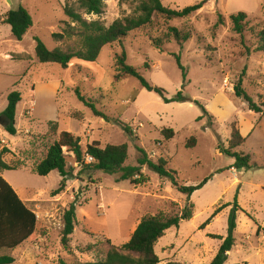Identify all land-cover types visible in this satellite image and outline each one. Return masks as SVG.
Instances as JSON below:
<instances>
[{"label": "rangeland", "instance_id": "374dc122", "mask_svg": "<svg viewBox=\"0 0 264 264\" xmlns=\"http://www.w3.org/2000/svg\"><path fill=\"white\" fill-rule=\"evenodd\" d=\"M160 2L171 10L200 3L202 8L182 19L155 16L150 24L130 32L120 43L104 47L95 62L73 59L63 70L55 64L38 62L34 39L48 50L76 49L75 37L62 41L52 37L61 33L63 23H70L63 13L65 5L88 21L109 26L133 15L135 2L105 0L101 15L85 16L75 0H0V116L11 92L21 96L16 108V135L10 136L4 123L0 124V161L13 169L1 172V177L20 198L33 202L29 208L38 218L32 241L21 249L0 250V256L14 258L13 264L98 260L107 250L106 241L117 247L126 243L143 217H173L188 203L192 218L181 222L177 229L168 230L155 245L160 264H210L222 243L211 236L225 239L230 214L235 218L234 245L226 264H264V113L249 111L232 91L245 70L242 88L256 104L264 101V53L241 55L240 38L231 30L229 21L231 15L246 14L244 38L251 46L255 43L254 32L264 27V0ZM19 6L29 14L32 26L21 41H16L10 27L2 21L7 12ZM219 14L224 25L215 27ZM169 27L189 34L182 47L167 36ZM121 52L125 53L127 65L151 86L164 90L166 99L181 92L191 103L165 104L129 76L116 81L115 60ZM172 54L179 55L185 79ZM76 88L110 122L94 116L76 98ZM199 117L202 118L197 121ZM111 121L127 124L137 139L127 137ZM233 125L245 138V143L233 152L249 156L248 170L231 168L234 158L218 151V146L228 147ZM164 129L174 132L171 140L162 137ZM62 131L79 139L82 152L93 142L100 148L126 144L124 166H136V147H140L151 161L163 159L181 186H196L209 180L187 200L169 181L159 179L146 166L140 171L146 182L135 186L129 181H118V175L79 166L64 149L72 177L66 181L62 194L51 197L62 178L56 171L40 177L34 169ZM191 137L195 145L186 148ZM77 194V224L67 252L59 242L61 217ZM223 206L226 207L200 230L214 210ZM87 246H91V251H86Z\"/></svg>", "mask_w": 264, "mask_h": 264}, {"label": "trees", "instance_id": "16d2710c", "mask_svg": "<svg viewBox=\"0 0 264 264\" xmlns=\"http://www.w3.org/2000/svg\"><path fill=\"white\" fill-rule=\"evenodd\" d=\"M105 0H75L77 8L85 16H99L103 12ZM121 2H135L134 14L122 19L113 21L109 26H105L97 20L88 21L72 7L65 5L63 7L64 15L69 19L70 23H63L61 33L54 34L52 37L56 41H62L76 38V49H71L68 52L60 49L48 50L44 44L37 38L34 39L35 47L34 54L36 59L41 64H55L65 70L68 64L73 59L82 62L93 63L99 56L100 51L111 44L120 43L130 32L136 31L151 23V19L155 16H163L168 20L182 19L193 15L200 11L202 4H194L180 10H171L164 7L160 0H120ZM231 30L239 36L240 45L243 49L241 55L250 56L252 53H264V27L254 32L255 43L247 45L244 38V31L247 24V16L244 13H237L229 16ZM10 27V33L14 40L21 41L32 26V20L25 9L18 7L15 10H10L6 13L3 21ZM73 25V26H72ZM224 25L223 17L219 14L215 27ZM167 36L172 38L175 43L182 47L188 41L189 34L182 33L176 28H167ZM160 44L155 45L160 50ZM177 67L182 73V78L185 79L186 73L181 65L180 57L177 54H172ZM116 76L115 80L120 81L123 77L129 76L136 79L140 87L148 92H152L159 96L165 104L169 103H186L190 102L188 98L182 96L181 92L177 93L173 98L166 99L164 90L158 87L151 86L133 67L126 64L125 53L116 57L115 60ZM245 70L242 71L240 77L233 85L232 91L236 99L242 100L249 111L259 114L264 113V101L258 105L251 97H249L242 88V80ZM76 98L87 108L93 115L102 118L106 122H110L102 113L97 111L92 102L81 95L80 91L74 89ZM21 101V96L17 92H11L7 96V105L1 113L4 120V130L10 135H16L15 116L18 103ZM199 105L197 101L193 102ZM200 106V105H199ZM204 115L206 111L200 106ZM202 117L197 118L199 121ZM117 124L124 134L136 140L133 136L132 129L119 121H111ZM161 135L165 141L171 140L174 137V132L171 129H164ZM79 139L73 137L68 132H60L57 140L48 148L44 159L38 163L34 169L36 175L45 177L52 171H56L62 178L57 189L51 192V197L58 196L65 191L66 181L72 177V168L68 167L65 160L63 150L74 156L75 162L86 169L99 171L107 175H118V181H129L132 185H140L146 182L144 177H141L140 171L143 166H146L151 172L155 173L159 179H165L170 182L171 186L180 194L189 200L193 192L200 190L209 180L204 179L196 186H181L177 183L176 173L166 169V162L159 159L157 162L151 161L145 151L140 147H136L139 155L136 166H124L127 159V145H107L100 148L96 142L86 146L85 152L81 151ZM245 143L239 131L233 125L228 147L223 148L218 146L219 153L234 158V164L231 168L236 170L250 169V158L248 155L233 152L236 148ZM195 145V139L191 137L186 143V148H191ZM92 158V162L85 164V157ZM13 169L6 166L0 161V250H14L24 241L34 239L36 216L35 213L26 207L18 198L10 185L1 177V172L11 171ZM79 195H75L68 207L62 213V230L60 232L59 242L61 247L67 251L71 236L76 227V206ZM235 207L236 206V202ZM226 206L214 210L211 217L200 226V230L209 224V222ZM192 218V206L186 204L179 214L173 217L146 216L143 217L129 240L121 246H113L106 241L107 250L103 256L92 262H84L77 264H160V260L155 253V245L165 235V233L179 227L183 221H188ZM235 229L234 215L230 214L227 225V236L222 239L218 236H211L214 239L222 240L218 251L210 264H226L227 255L234 245L233 231ZM261 229L258 228L256 234L259 235ZM264 232V230H263ZM91 246H87L86 251H91ZM14 258L8 255L0 256V264H13ZM58 264H66L62 260ZM166 264H179L168 262ZM246 264V263H245Z\"/></svg>", "mask_w": 264, "mask_h": 264}, {"label": "crops", "instance_id": "0c3cea01", "mask_svg": "<svg viewBox=\"0 0 264 264\" xmlns=\"http://www.w3.org/2000/svg\"><path fill=\"white\" fill-rule=\"evenodd\" d=\"M2 174V173H1ZM14 192H15V190H14ZM16 193V192H15ZM16 195L18 196V194L16 193ZM18 198L22 201V203L26 206V207H28L29 208V205L31 204V203H33L30 199L29 200H24V199H22V198H20L19 196H18ZM30 209V208H29ZM37 225H38V218H37V216H36V226H35V231H36V228H37ZM29 242V240H26V241H24L21 245H19L17 248H19V249H21L24 245H26L27 243Z\"/></svg>", "mask_w": 264, "mask_h": 264}, {"label": "built area", "instance_id": "2783aa9c", "mask_svg": "<svg viewBox=\"0 0 264 264\" xmlns=\"http://www.w3.org/2000/svg\"><path fill=\"white\" fill-rule=\"evenodd\" d=\"M93 160H92V158L91 157H89V156H86L85 157V162L86 163H91Z\"/></svg>", "mask_w": 264, "mask_h": 264}, {"label": "water", "instance_id": "95a60500", "mask_svg": "<svg viewBox=\"0 0 264 264\" xmlns=\"http://www.w3.org/2000/svg\"><path fill=\"white\" fill-rule=\"evenodd\" d=\"M4 123V120L3 118L0 116V124H3Z\"/></svg>", "mask_w": 264, "mask_h": 264}]
</instances>
